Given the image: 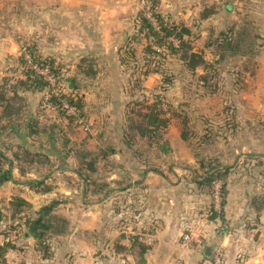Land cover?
Here are the masks:
<instances>
[{"label":"crops","instance_id":"crops-1","mask_svg":"<svg viewBox=\"0 0 264 264\" xmlns=\"http://www.w3.org/2000/svg\"><path fill=\"white\" fill-rule=\"evenodd\" d=\"M126 1L0 0V77L7 78L11 71L9 77H22L19 57L24 44L40 48L45 44L49 55H59L56 49L65 52L74 48L80 56L109 59L112 54L107 52L118 46L122 32L134 27V7L124 5ZM159 4L165 20L185 26L191 33L198 30L205 38L212 35L209 47L217 46V34L229 31L234 36L247 20L260 31L264 29L259 26L264 25V0H159ZM99 48L103 50L97 53ZM211 56L218 58L216 52ZM98 77L103 81L85 96V106L91 105L94 115L93 128L101 137L106 136L104 131L121 136L128 102L117 82L122 73L106 70L103 75L97 71ZM260 77L264 79V72ZM41 92H22L25 108L31 97ZM27 112L23 121L3 116L14 138L0 136V155L6 159L0 164V211L5 213L0 215V247L5 246L7 264H208L217 248L223 252L222 264H264L262 182L253 188L241 183L244 195L236 200L230 191L221 219L210 220L207 214L199 213L210 201L205 196L199 198L201 187L194 180L182 177L184 172L176 164L172 168L176 176H168L160 167L167 159L164 154L162 161L160 152L158 159L155 155L150 158L149 152L132 145L146 138H95L111 143L113 151L104 158L93 151L91 155L97 157L94 171L82 168L80 175L74 153L61 147L55 150L60 145L54 133L51 138L42 133L29 134V122L35 123V129L40 124L38 118L33 120L31 110ZM14 118L18 122L12 121ZM2 122L5 125L4 119ZM57 123H43L41 127L54 124L55 130L62 132ZM19 146L45 153L50 164L42 170L37 163L17 160L13 154ZM172 154L183 159L180 152ZM255 171L256 175L264 173L263 160L256 164ZM84 174L91 178H83ZM103 179L107 181L101 183ZM40 180L49 186L48 191L32 185ZM252 194L258 196L252 200ZM14 197L25 200L28 210L13 214L10 204ZM42 211L65 218V232L49 233L45 242H40L42 229L34 222L44 216ZM220 222L226 229L224 235L220 234ZM186 230L191 236L188 247L181 243ZM142 235L151 236L153 242L141 241ZM207 249L209 255L205 254Z\"/></svg>","mask_w":264,"mask_h":264},{"label":"rangeland","instance_id":"rangeland-1","mask_svg":"<svg viewBox=\"0 0 264 264\" xmlns=\"http://www.w3.org/2000/svg\"><path fill=\"white\" fill-rule=\"evenodd\" d=\"M127 1L124 5L129 3L134 7V27L122 32L118 46L115 45L107 52L112 54L109 59L102 60L101 55L92 54L80 56L81 53L74 48L65 52L62 49H56L54 52L60 51L59 55H49L46 54L45 44L43 45L45 47L41 48L23 45L21 54L27 60L28 67L43 76L48 81L49 87L38 95H33L26 108L23 103V115L20 119L22 121L27 119L25 118L28 115L27 110L29 112L31 110L34 114L33 120L38 118L40 128L43 123L49 124L57 121V124L63 128V133L57 134V138H62L67 142L64 147L63 141L60 140V146L57 144L55 150L59 151L62 148L65 152L74 153L77 149L86 148V150L102 152L109 147L113 148L112 144L95 138H129V140L143 138L137 134L136 130L131 129L130 123L134 125L139 122L140 117L137 113L144 111L154 97L158 96L161 111L164 113L162 116L168 120L167 126L148 137L157 138L155 139L157 143L149 145L145 140L132 145H136V149L149 152L150 158L155 155V159H158V152L161 156L164 154V158L167 159H164L166 161L160 167L167 171L168 176L172 175V178L175 175L172 169L174 164L183 170L182 177L187 181L202 179L204 169L200 168L199 161L204 163V167L208 164H217L220 170L224 166L229 168L225 178L215 179L212 187L200 186L199 198L205 196L210 204L204 211L199 210V213L208 214L211 205H215L219 210L224 189L225 199L228 193L233 191L236 200L238 196L244 195L240 189L241 183L253 188L257 182H262L264 186V173L260 171L256 175L257 169L255 171L256 164L260 165L262 160L264 167V79L260 77V73L264 72V29H262L264 25H259L262 31L257 30L258 37L262 35L261 38L252 35L255 34L254 27H250L253 30H250L249 37L252 38L246 40L247 45L241 47L239 52L232 53L226 49L223 51L224 46H207V42L212 40V35L205 38L200 31H193L192 36H185V39L191 42L193 49L200 52L207 60L205 64L191 70L174 51L161 47L159 54L152 53L150 50L154 46V39L138 29L141 13L156 24V19L151 15L150 10L159 11V0L156 2L152 0ZM224 34L226 32L217 34V43L223 39ZM172 40L177 44L175 38ZM101 50L103 48H99L97 53ZM30 52H33L35 57L39 56V60L46 61L49 57L55 58V64L62 67L60 77L56 79L47 72L45 67L37 64V61L35 63ZM214 52L218 58L211 59V53ZM111 64L115 66L112 67ZM88 68H92L95 72L100 71L103 75L106 70L112 73L114 71L122 73V77L117 82L128 96V102L123 120L125 127L121 136L118 132L114 134L111 132L107 135L104 131L106 136L101 137L96 133L97 129L93 128L94 115L91 114L89 108L91 105L85 106V96H88V92L94 90L103 78H95V75L82 73ZM10 70L13 69L10 68ZM11 73L6 76L10 82H13L15 79L9 77ZM3 78L5 77H0V83ZM66 78H71L72 87L69 86ZM52 96L55 97L56 102L54 108H52L53 103L49 101ZM66 98L73 99L77 104L83 102L82 117L76 110V115H71L72 118L66 116L69 113L62 112L61 101L68 102ZM2 119L6 121L5 125ZM12 121L18 122L16 118ZM8 124L6 118H3L0 106V136L2 138H14L6 127ZM128 125L131 128H128ZM173 152H180L183 159L174 157ZM162 158L163 156L159 159L162 161ZM73 159L72 157L71 162L74 161ZM152 162H159V160H152ZM108 167L110 164L104 169ZM44 168L45 166L42 170ZM95 177L93 176L92 179ZM258 178L260 181L257 180ZM106 181L103 179L100 182ZM101 188L105 189L103 185ZM256 196L258 195L252 194V200ZM3 214H5L4 211H0V215ZM219 219H221L220 216ZM222 223L220 222L219 225L221 226L220 234L224 235L226 229ZM185 233H189V230L183 232ZM216 252L220 255L222 264L223 252L218 248L214 253ZM213 255L211 259H208V264L213 262Z\"/></svg>","mask_w":264,"mask_h":264},{"label":"trees","instance_id":"trees-1","mask_svg":"<svg viewBox=\"0 0 264 264\" xmlns=\"http://www.w3.org/2000/svg\"><path fill=\"white\" fill-rule=\"evenodd\" d=\"M153 2H156V0H152ZM151 15L156 19V24H154L149 18L144 16L142 13L140 15V24L139 31L144 33L146 36H151L153 40V47L150 50L152 53L159 54L161 51V47H164L165 49H168L170 51H174L175 53L179 54V57L181 60L184 61L185 65L191 69L194 70L197 66L203 65L206 63V60L204 59L203 55L200 52H197L193 49L192 45L190 44L188 40L185 39V36H192V33L188 28L185 26H179L174 24L173 22H167V20L164 19V17L160 14L159 11H155L154 9L150 10ZM254 27V32L257 38H261L262 35L258 34L257 31L258 28L255 27L251 22L248 20L244 25H242L236 32L235 35L232 36L229 35L230 32H226V34L223 35V39L217 43L219 46H224V49L232 52H239L241 47H245L246 40L252 38L249 37L250 30H253L250 27ZM257 32V33H256ZM232 33V32H231ZM172 38H175L177 40V44L173 42ZM218 41V39H217ZM33 53V52H32ZM30 52V56L32 57L33 61L37 64L42 65L47 69V72L54 76L56 79L60 77V69L62 68L61 65L55 64V58L49 57L48 60H36L37 57H35L34 54ZM37 61V62H36ZM19 63L21 66V75L22 77L14 78L15 80L13 82H10L8 78H3L2 82L0 83V106L2 108V115L4 117H7L8 119L11 117H17V119H20L21 116V110L23 106V95H21L24 91H43L44 89H47L49 87L48 81L38 74L34 69L28 67L27 60L24 58V55H20L19 57ZM25 69V70H24ZM82 73H88L89 75H95V70L92 68H88L87 71L84 69V72ZM74 88V87H73ZM69 104L73 105L78 115L82 117V110H83V102L75 103L73 99L66 98ZM49 101L55 105V97L52 96ZM158 101V96L154 97V100L146 106V109L144 111H139L137 115L140 117V121L136 122L130 127L128 125L127 127L136 130L137 134L143 138H146L147 143L155 144L157 143V138H148L150 136H153L157 131H159L162 128H165L168 124L167 118L162 116L164 113L161 111L160 105ZM63 110V109H62ZM63 113H66L64 110ZM67 114V113H66ZM69 118H72L71 115H66ZM30 121V120H29ZM130 122H132L130 118ZM35 123L32 121L29 122V134L32 133H42L47 136V138H51V134H55V138L57 136V133L59 130H55L56 125L52 124L48 128H34ZM15 132V131H14ZM60 134L62 133L59 131ZM63 141L64 147L66 145L67 140H63L62 138H59V141ZM113 148L109 147L106 150H103L100 153L102 154L101 157L104 158L109 152H112ZM93 151L86 150V148L83 149H77L74 152V155L77 159V167L78 172L80 175H82V168L86 169L88 172H93L95 169L94 163L96 162L97 157L91 155ZM14 158L17 160L26 162L28 164L30 163H37L40 166H44L47 164H50V160L46 156L45 153L42 152H32L28 150L27 148H22L21 146L18 147V149L14 152ZM2 159L4 157L0 155V164L3 162ZM4 162H6V159H4ZM200 168L204 169L203 176L201 180H196L195 183L199 186L206 185L208 187H212V183L217 178L224 179L227 175L229 168L224 166L222 170L219 168V165H212L208 164L207 167H204V163L199 161ZM6 179L7 176H4ZM83 178L90 179L91 177L88 176V174H84ZM33 186L38 187L39 191H48L49 186L45 184L42 180L32 182ZM104 186V184H101ZM108 192V191H107ZM225 189L222 191V199L220 201V208L219 210L215 209L214 206H210V209L208 210L207 217L210 220L215 219L216 217H222L223 216V208L225 204ZM11 207H12V213H20L22 210H28V204L25 200L14 197L11 201ZM46 211V210H45ZM42 215H44L39 221L34 222L41 226V232H40V242H45V238L49 236V233H63L67 229L68 222L65 220V218L60 217L57 214H51L47 212H41ZM47 216H46V215ZM41 244V243H40ZM5 245V244H4ZM8 244H6L7 246ZM41 246L44 248V245L41 244ZM46 249L47 246L45 245ZM5 246L0 247V264H7L4 256H3V249Z\"/></svg>","mask_w":264,"mask_h":264},{"label":"built area","instance_id":"built-area-1","mask_svg":"<svg viewBox=\"0 0 264 264\" xmlns=\"http://www.w3.org/2000/svg\"><path fill=\"white\" fill-rule=\"evenodd\" d=\"M61 102H62L63 110L65 112L69 113L68 115H74V116L76 115L75 108H74L73 105H71V104H69L68 102H65V101H61ZM140 240L145 242V243H147V244H151L153 242L152 237L148 236V235H142L140 237ZM190 242H191L190 233L183 234L182 235V240H181V243L183 244V246L184 247H188ZM213 257H214V259H213V262L211 264H221V257H220L219 254H217V252L214 253Z\"/></svg>","mask_w":264,"mask_h":264},{"label":"water","instance_id":"water-1","mask_svg":"<svg viewBox=\"0 0 264 264\" xmlns=\"http://www.w3.org/2000/svg\"><path fill=\"white\" fill-rule=\"evenodd\" d=\"M66 81L68 82L69 86L72 87L71 85V78H66ZM206 255H209L210 254V250L207 249L206 252H205Z\"/></svg>","mask_w":264,"mask_h":264}]
</instances>
